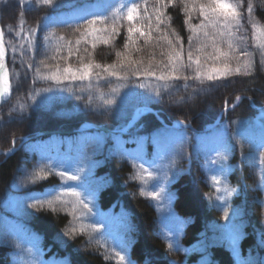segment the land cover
Masks as SVG:
<instances>
[{
  "label": "trees",
  "instance_id": "trees-1",
  "mask_svg": "<svg viewBox=\"0 0 264 264\" xmlns=\"http://www.w3.org/2000/svg\"><path fill=\"white\" fill-rule=\"evenodd\" d=\"M92 3L97 8L80 16L69 15ZM133 3L139 6L138 17H145L133 23L151 36L135 33L134 44L128 42L129 21L124 18ZM184 7L183 0H163V6L159 0H56L52 7L40 0H0L11 89L0 105V150L15 148L8 156L0 153V264H19L21 255L37 264H117L114 251L132 264H264V166L259 164L264 152L260 147L264 144V117L259 116L264 110V66L253 35L264 29V0H243L238 9L243 27L236 35H243L246 44L233 55L239 56L241 50L252 53L256 71L251 77L233 74L227 81L201 84L191 78L194 71L186 68L182 75L190 77L187 82L169 81L164 88V82L154 77L132 75L131 66L119 68L130 56L142 61L141 72L149 66L157 75L168 71L164 66L169 46L159 39L165 34L177 47V36L183 42L185 63L189 37H193L195 59V45L204 39L203 33L194 34L185 23ZM115 9L122 14L115 21L119 35H113L108 44L98 39L95 47L91 36L81 39L92 13L108 17L96 25L109 26L107 32L96 33L107 38ZM156 9L162 13L159 32ZM190 15V25H198L199 12ZM29 29L38 30L29 33ZM221 47L227 50L226 43ZM118 51L123 55L118 57ZM206 51L211 52V47ZM245 59H232L231 66L235 68ZM201 60L203 63V57ZM90 62L117 65L128 79L109 77L96 68L90 80L62 79L57 84L40 78L57 68L62 73L69 65L75 69ZM213 66L219 67L220 61L208 60L204 70ZM157 88L162 99L153 91ZM238 95L245 99L222 112L224 101L230 106ZM181 98L184 102L173 103ZM108 100L114 103L106 104ZM140 106L156 114L142 115L125 133L72 132L84 122L120 129ZM219 115V123L204 130ZM159 117L166 124L185 121L192 128H167ZM44 131L58 132L35 136ZM179 136L185 138L182 144L176 139ZM23 137L27 140L22 141ZM216 151L228 159L212 164L218 159ZM62 171L79 175L81 180H65L59 175ZM147 172L153 177L148 178ZM41 175L43 179L34 181ZM212 176L220 183L215 184ZM79 184L83 187L77 191L87 209L78 203L73 208L76 198L71 195L63 196L67 203H56L55 211L47 203L31 207L36 200L46 201L62 193L61 185ZM153 191L159 192L158 198L147 195ZM218 196L224 199L218 200ZM225 208L230 217L227 221ZM27 249H32L31 255ZM53 257L62 262L51 261Z\"/></svg>",
  "mask_w": 264,
  "mask_h": 264
},
{
  "label": "snow or ice",
  "instance_id": "snow-or-ice-1",
  "mask_svg": "<svg viewBox=\"0 0 264 264\" xmlns=\"http://www.w3.org/2000/svg\"><path fill=\"white\" fill-rule=\"evenodd\" d=\"M40 2L44 5H48L50 7L55 6L56 0H40ZM160 4L163 6V0H159ZM172 0H169V3H171ZM185 7L184 12L186 13V16L188 19H186L185 23H189V26L194 34H197V32L203 33V40L199 41L195 45V59H194V52H193V46L191 41L193 40V37H189V49L187 51V63H185V54L183 50V42L180 41V38L177 36V41L180 43V46L177 47L172 39L168 37L167 34L163 35L162 37H159V39H163L167 42L169 46V51L167 53V60L168 63L164 67L168 69V71H161L159 75L156 74L155 71L151 70V66L149 68L144 69L143 72L140 71L139 65L142 63V61H134L131 59V57H128L127 63L122 61L119 65L120 69L127 68L131 66L132 69V75H144L146 77H154L158 81H163V87L168 88L169 87V81H179L184 80L187 82L190 77L187 75H182L183 71L186 68L192 69L194 71V76L191 77L192 79L200 81L201 84L204 83V81L209 82H221V81H227L229 77H231L233 74L235 75H242L245 77H251L253 73L256 71V64L255 61L252 59V53H249L247 51L241 50L239 52V56L233 55L237 48H239L241 45H245V37L243 35L237 36L236 33L239 32L242 29L241 19L242 14L238 9L241 7L243 0H236L235 3L230 2V0H205V2H197V0H191V4H189V0H183ZM124 6L121 5V9ZM138 5L133 3L131 7L127 8L126 14L124 15V18H126L129 21V26L127 27V33H128V42L135 43L134 40V34L139 33L141 37H146L148 39L151 38L150 32L146 33L144 30H142V27L136 23H133L134 20L139 18L140 20H143L145 17H138L137 9ZM121 9H115L113 10L112 16H113V23L111 25V31L108 34L107 38H101L96 35L98 32H107L109 26L107 24H104L103 27H96L98 23H104L108 20V17L105 15H99L92 13V19H86V25L87 27L84 29L83 32H81V39L91 36L93 40V47H95V41L98 39H102V42L104 44H108L109 40L112 38L113 35H119V27L116 26L115 21L117 19L121 18ZM191 11H198L200 17L202 19L200 20V23L198 25H190V19H191ZM247 11L249 15L252 12V4L251 2L248 3ZM157 16V27L156 30L159 32V23H161V12L160 9H156ZM145 14L147 15V9H145ZM84 19V17H82ZM253 29L257 28V25L255 23L252 24ZM211 29V31H209ZM235 29V31H234ZM38 30V29H37ZM33 29H29V33H32L34 31ZM79 31V29H77ZM174 31V30H173ZM19 35V33H18ZM254 38L256 40V46L260 50V65L264 66V29H259L257 32H254ZM3 32L0 31V96L8 95L10 94V85L8 81V71L4 64V58H5V49L3 45ZM47 39V37H45ZM61 40H63V37H60ZM197 39L199 40V37L197 35ZM31 43V41H30ZM70 43V42H69ZM227 44V50H224L221 47V44ZM76 44H80V39L76 40ZM127 47V43L125 45ZM208 47H211L212 51L208 52L206 49ZM60 48L58 47L56 51H59ZM78 50V49H77ZM139 51V49H136ZM69 56L73 55L71 47H69ZM116 55L118 57L122 56L123 53L117 52ZM240 56L245 57L246 59L242 64L238 63L235 68L231 66L230 61L232 59H236L239 61ZM203 57V63L201 58ZM220 61V66L216 67L213 66L209 71H205V67L207 66V61ZM193 64L195 67L193 68ZM29 68H31V65H28ZM117 65H100L98 63L90 62L87 64L81 63L79 68H73L70 65L68 67H65L63 69V72L61 73L60 69L57 68V70L50 75H42L40 78L42 79H50L55 80L57 84L61 83L62 79H70V80H90L91 77L94 75L93 69H102L104 72L108 74L109 77H115L117 79L126 80L128 79V75H121V72L117 70ZM37 74L39 75L40 70L39 68L36 69ZM178 73H181L178 75ZM98 75V74H96ZM143 87V85H141ZM185 87H187V84H185ZM44 91H49V89H44ZM117 91L116 89H113V92ZM155 92V95L158 98H163L161 95L160 89H153ZM200 91H204V89H200ZM102 95V94H101ZM191 98V97H189ZM242 99H245V97L236 96L235 100L237 102L241 101ZM251 99V98H248ZM184 102V99L181 98L179 100L173 101V103H182ZM88 103H91V98H89ZM106 104H112L114 101L108 100L105 101ZM23 105H20V109L23 110ZM228 108V101H224L223 110L227 111ZM178 125H183L184 127H189L190 125L186 123L185 121H177ZM178 142L181 144L183 143V140L185 139L182 136H179L176 138ZM251 143V142H250ZM13 144H15V141L13 140ZM260 147H264V144L260 145ZM225 150L227 151V148L225 147ZM216 157L218 159H213L211 161L212 164H217L218 162H223L228 159L227 155L220 151H216ZM259 164L261 166H264V152H262L259 156ZM223 170V165L221 163V171ZM78 172H83V169H78ZM46 175V174H45ZM61 177H63L65 180L68 181H80L81 177L79 175H72L68 171H62L59 173ZM152 172H147V177L151 178L153 177ZM36 178L43 179V175L34 177V181ZM211 180L215 184H219L220 180L216 176H212ZM262 182H264V175L261 177ZM33 181V182H34ZM77 187H83V184H79L75 187L69 186V185H61V188L63 189V192L60 194H57L55 196H52L51 199H48L46 201L36 200L35 203L31 205V207H37L39 205L40 207H43L45 203H47L48 207L52 208L53 211H55L54 205L56 203H67L63 199V196L71 195L76 198V200L73 202V208H75V205L78 203L82 205L84 208H88V205L84 202L83 199H81L82 193L77 191ZM163 191V189H161ZM225 191L227 192L228 189L226 188ZM143 194V193H142ZM51 195V193H49ZM147 195H150L154 198L159 197V192H150L147 193ZM218 200H223V196H218ZM90 211V209H88ZM224 219L227 221L230 219L229 212L227 208H225L223 213ZM94 228L96 226H93ZM83 226L81 227V231H83ZM73 233L76 231L75 228L71 230ZM169 236L172 235V233L168 234ZM233 242H235V236H233ZM17 247H20L19 244H17ZM169 249L173 248V244L169 243L168 245ZM23 251V250H22ZM114 251V250H113ZM26 253L28 255L32 254V249H27ZM115 257L118 258L117 264H125V261L127 260V264H132V261L130 259H127L125 255H123L120 251H114ZM19 264H37V261L31 260V261H25L23 259V255H21Z\"/></svg>",
  "mask_w": 264,
  "mask_h": 264
},
{
  "label": "rangeland",
  "instance_id": "rangeland-1",
  "mask_svg": "<svg viewBox=\"0 0 264 264\" xmlns=\"http://www.w3.org/2000/svg\"><path fill=\"white\" fill-rule=\"evenodd\" d=\"M95 8H97V3H92V4H90V5H87V6L84 7L83 9L76 10V11L70 13L69 15H70V16H73V17H74V16H80V15H82L83 13H85V12L91 10V9H95ZM256 43H257V42L255 41V45H256ZM237 103H238V102H237V101L235 100V98H234L232 104H237ZM229 108H230V107H229ZM144 110H145V109L142 108V107H138V108L136 109L137 112H141V111H144ZM259 116H260L261 118L264 117V110H262V111L260 112ZM257 123H259V122H257ZM170 126H172V128H179L181 125H178L177 122H173V123H170ZM162 134H163V133H162ZM164 135H165V133H164ZM61 259H62V258H61ZM61 259H60V257H59V258H58V257H53L51 261H54V262L60 261V262H62ZM63 260H65V259H63Z\"/></svg>",
  "mask_w": 264,
  "mask_h": 264
},
{
  "label": "water",
  "instance_id": "water-1",
  "mask_svg": "<svg viewBox=\"0 0 264 264\" xmlns=\"http://www.w3.org/2000/svg\"><path fill=\"white\" fill-rule=\"evenodd\" d=\"M0 31H1V28H0ZM4 45V44H3ZM4 49H5V47H4ZM6 50H5V58H4V64H5V67H6ZM9 96V94L7 95V97ZM5 99H0V103L1 102H3ZM142 114H144V113H140V114H138V115H136V116H134V118L132 119V120H130V122L127 124V126H126V128H129ZM214 126V125H213ZM212 126V127H213ZM92 127L93 128H95V129H100V130H103V131H107V132H114V131H111V130H109V129H107V128H103V127H101V126H99V125H94V124H92ZM12 151L13 150H11V151H9V152H7L6 154L7 155H9L10 153H12Z\"/></svg>",
  "mask_w": 264,
  "mask_h": 264
},
{
  "label": "bare ground",
  "instance_id": "bare-ground-1",
  "mask_svg": "<svg viewBox=\"0 0 264 264\" xmlns=\"http://www.w3.org/2000/svg\"><path fill=\"white\" fill-rule=\"evenodd\" d=\"M6 95H4V96H0V99H2V98H4Z\"/></svg>",
  "mask_w": 264,
  "mask_h": 264
}]
</instances>
